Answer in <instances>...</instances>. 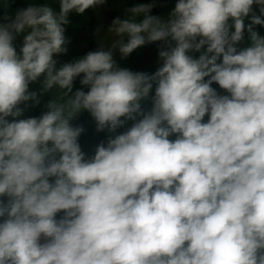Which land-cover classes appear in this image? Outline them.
<instances>
[{
  "label": "clouds",
  "instance_id": "clouds-1",
  "mask_svg": "<svg viewBox=\"0 0 264 264\" xmlns=\"http://www.w3.org/2000/svg\"><path fill=\"white\" fill-rule=\"evenodd\" d=\"M14 3L0 0V264H264V0H175L167 18L137 3L107 47L67 62L70 15L107 0ZM153 43L154 72L115 58ZM84 112L106 133L91 154Z\"/></svg>",
  "mask_w": 264,
  "mask_h": 264
},
{
  "label": "rangeland",
  "instance_id": "rangeland-1",
  "mask_svg": "<svg viewBox=\"0 0 264 264\" xmlns=\"http://www.w3.org/2000/svg\"><path fill=\"white\" fill-rule=\"evenodd\" d=\"M25 4L34 2L35 0H23ZM140 3L139 0H107L105 5L99 6L98 8L94 9L96 14V25H95V40L96 47H100L101 41H106L103 45L105 47L108 46L110 40L108 39L107 29L111 25V22L114 18L120 17L124 18L128 13L127 9L132 7L133 5ZM155 3L158 5V8L161 13V17L167 18L168 14L174 8L175 0H155ZM16 8L12 5L8 9L9 14H14ZM66 31V36L70 39L71 43L69 44V51L67 54L61 57V62L71 61L73 59L79 58L84 55L85 50L87 48V42L85 41V37L88 36L84 28H80L78 25L69 24ZM258 30L264 34V28H258ZM19 43V41H18ZM150 44H146L145 46L137 49L139 53H142ZM117 57L120 58L119 53L115 54ZM159 66V57H157L155 68ZM35 87L38 88V85ZM74 87H80L79 80L75 82ZM30 109L28 112L32 111ZM27 112V113H28ZM26 113V114H27ZM95 124L94 121L88 122L84 124ZM96 143L93 142H84L81 144L82 148L85 152L91 154L92 150L94 149Z\"/></svg>",
  "mask_w": 264,
  "mask_h": 264
},
{
  "label": "trees",
  "instance_id": "trees-1",
  "mask_svg": "<svg viewBox=\"0 0 264 264\" xmlns=\"http://www.w3.org/2000/svg\"><path fill=\"white\" fill-rule=\"evenodd\" d=\"M34 2H42V0H35ZM140 3H148L150 0H139ZM14 8L24 7L26 6L23 0H15V3L12 5ZM54 7H58V5L53 4ZM5 10L0 8V17L4 15ZM153 15L161 16L160 10L158 5L152 10ZM70 24L78 25L83 27L87 34L90 36H86L84 39L87 42V48L85 50L84 55L92 50L97 49L95 40V25H96V14L94 9H90L86 12L85 15L79 16L72 14L70 15ZM158 48L159 43L150 44L142 53H139L137 50L134 51L129 57L121 60L119 57L115 55L117 62L122 67L129 68L133 71H144V72H154L156 70L155 63L158 57ZM62 57V56H61ZM61 57H59L61 61ZM87 89H85L86 91ZM43 105L38 108L33 109L32 111L28 112L26 115H39ZM93 121L90 115L87 112L81 114L77 121L74 123L78 124H86L88 122ZM85 133L80 138V143L83 144L84 142H93L99 143L101 140L105 139L106 133H98L96 131L95 124H89L85 126Z\"/></svg>",
  "mask_w": 264,
  "mask_h": 264
},
{
  "label": "water",
  "instance_id": "water-1",
  "mask_svg": "<svg viewBox=\"0 0 264 264\" xmlns=\"http://www.w3.org/2000/svg\"><path fill=\"white\" fill-rule=\"evenodd\" d=\"M88 36H90V34H88Z\"/></svg>",
  "mask_w": 264,
  "mask_h": 264
},
{
  "label": "flooded vegetation",
  "instance_id": "flooded-vegetation-1",
  "mask_svg": "<svg viewBox=\"0 0 264 264\" xmlns=\"http://www.w3.org/2000/svg\"><path fill=\"white\" fill-rule=\"evenodd\" d=\"M80 28H83V27H80Z\"/></svg>",
  "mask_w": 264,
  "mask_h": 264
}]
</instances>
